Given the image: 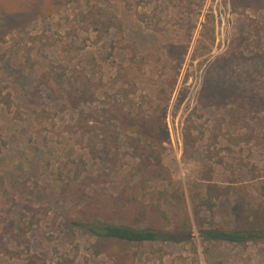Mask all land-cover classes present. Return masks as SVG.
<instances>
[{
	"label": "rangeland",
	"instance_id": "rangeland-1",
	"mask_svg": "<svg viewBox=\"0 0 264 264\" xmlns=\"http://www.w3.org/2000/svg\"><path fill=\"white\" fill-rule=\"evenodd\" d=\"M0 36V240L14 250L0 249V264H264V241L203 242L193 215V200L216 183L202 226L260 225L245 206L264 210V5L0 0ZM171 43L188 46L179 69L166 54ZM89 81L99 90L93 118L109 99L101 83L110 95L123 84L149 112L166 110V139L149 148L150 173L139 171L143 162L127 142L106 152L75 133L73 86ZM214 86L249 100L213 105L217 95L206 90ZM81 200L134 227L171 229L189 214L191 239L99 250L94 237L62 219ZM147 203L168 219L142 210ZM40 204L49 213L20 226ZM20 232L29 242H19Z\"/></svg>",
	"mask_w": 264,
	"mask_h": 264
},
{
	"label": "trees",
	"instance_id": "trees-1",
	"mask_svg": "<svg viewBox=\"0 0 264 264\" xmlns=\"http://www.w3.org/2000/svg\"><path fill=\"white\" fill-rule=\"evenodd\" d=\"M234 1L240 6H246L249 2L255 5V7L264 5L260 0ZM187 50V44L184 46H179L174 43L169 44L166 54L174 61V68H181ZM240 55H242V53H240ZM122 75L126 76L125 73ZM129 83H131L132 86L136 84V82L132 83L130 80ZM172 83L174 85L175 80ZM97 85L98 84H94L93 81H89L82 84H74L73 86L72 91L74 93V100L72 103H74L77 111V118H75L72 124L73 128H75V133H79L81 137L88 139L89 142L93 139L96 140V142L98 141L101 143L102 149L106 152H111L112 148L118 149L119 143L127 142L131 145L133 150L137 152L136 157L139 158V161L143 162V167H140L139 171H141L143 175L150 173L151 170L148 168L149 166L151 167L150 159L153 151H149V148H152L156 143H162L166 139L163 136L167 133L165 129L166 110L164 109L162 113H159L156 109H152L149 112L148 109H143L141 105H137L135 100L130 97V94L123 89V84L116 85V89L113 94L110 95L107 91L108 89H105L104 84L101 83V96L107 95L109 99L107 102L101 100V117L93 118L91 115V105L99 93ZM222 89L223 88H220V86H214L206 90L209 95L212 92L217 95L213 96V105L223 106L231 99H234L239 104L245 100L246 102L249 100L245 96L235 94L233 90L229 89L225 91ZM164 90L165 86H161L157 89L159 93L158 97L162 96ZM140 182V178L135 181V188L140 186ZM219 188L220 186L216 183H209L205 195L196 201L193 200V215L197 223L200 224L199 230L203 242L246 244L248 242L264 241V221L262 220L264 210L253 208L251 207L252 204L245 207L246 210L250 212V215H256L261 218L260 225L258 226L238 227L236 229H227L223 226H202L204 223L202 212L204 210H213L215 206L214 199L216 198ZM81 192L82 190L78 188L75 190V195L80 197L82 194ZM103 194L104 192H101V196ZM170 196L172 199H180L179 194L174 191L170 192ZM80 203V206L73 212V217L62 219L65 220V225L68 228H78L82 232L94 237L95 244L98 246L99 250H101V246H107L113 249L115 244L120 243L129 244L155 241L181 242L191 239L193 227L189 214H186V216L184 215V217L171 229H164L157 225L134 227L126 224H119L105 218V216H102L105 210L99 205L92 206L87 200L84 202L81 200ZM124 205L125 203H122L121 207ZM146 205L147 206H143L142 210L147 207L148 209L152 208L153 213H155L158 218L163 219V217H165L168 219V216L164 214V210H161L160 207H149V203ZM49 210L50 207L43 204L31 206L32 214L30 218L26 216L22 218L20 226L29 222L39 223L40 217L42 215H47ZM101 212L103 214H101ZM17 239L19 242H21V240L29 242L28 238L21 232L17 233ZM25 246L29 247V243ZM0 249L5 254H11L14 251L9 244L3 242L2 239L0 240Z\"/></svg>",
	"mask_w": 264,
	"mask_h": 264
}]
</instances>
